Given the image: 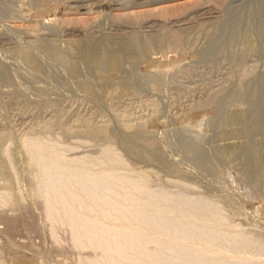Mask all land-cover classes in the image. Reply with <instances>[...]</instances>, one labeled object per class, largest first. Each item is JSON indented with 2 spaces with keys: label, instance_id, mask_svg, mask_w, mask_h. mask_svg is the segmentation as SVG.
Listing matches in <instances>:
<instances>
[{
  "label": "rangeland",
  "instance_id": "obj_1",
  "mask_svg": "<svg viewBox=\"0 0 264 264\" xmlns=\"http://www.w3.org/2000/svg\"><path fill=\"white\" fill-rule=\"evenodd\" d=\"M0 1V264H264L258 42L146 46L112 0ZM120 36L135 59L107 73Z\"/></svg>",
  "mask_w": 264,
  "mask_h": 264
},
{
  "label": "bare ground",
  "instance_id": "obj_2",
  "mask_svg": "<svg viewBox=\"0 0 264 264\" xmlns=\"http://www.w3.org/2000/svg\"><path fill=\"white\" fill-rule=\"evenodd\" d=\"M7 1L9 3L10 0ZM80 1L83 2L86 0ZM112 2L114 6L112 10L117 12L116 15L123 18L124 21L119 23H113L111 21L112 23L110 26H115L118 30L122 28H131L132 30L135 28L141 29L145 33V38L140 42L146 46L154 42L156 44L158 41L162 40L169 41V35H166L168 36L166 37L162 33L163 31L160 32L164 26H168L169 29H175V33L172 32L174 36L172 34L170 37L178 38V36H180V38H183V36H186V32H188L189 29H192L196 25L198 26L200 23H204L200 25L204 27L206 23V25L209 24L210 27L207 25L208 27L205 26V28L202 27V29L204 34L213 42L211 46V51L213 52L222 53L233 46L235 48L237 44H243L242 46L245 45L248 47L252 46L254 42H258V46L264 48V0H112ZM185 3H189L188 5L190 7ZM91 4L83 3L80 5V7H78L79 10H82L80 13H94V8H96L98 3L92 6ZM143 11L148 13L147 15L149 17L147 19L141 20L138 23L131 21L135 14ZM11 20L15 19L12 18ZM14 27H16V25H14ZM176 32L180 34L177 35ZM120 37L118 40L115 39L120 50L118 49V52L113 50L110 52L108 51L106 55L107 73L114 70H123L125 63L135 59L133 58L131 47L132 44L137 41L135 42L134 38L132 39L131 36ZM90 59H92V57ZM258 82L260 81L258 80ZM260 100L257 107L256 118L252 120L254 127L264 125L263 95L260 97Z\"/></svg>",
  "mask_w": 264,
  "mask_h": 264
}]
</instances>
